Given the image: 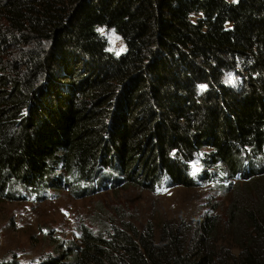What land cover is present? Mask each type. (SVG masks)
I'll list each match as a JSON object with an SVG mask.
<instances>
[{"label": "trees", "instance_id": "trees-1", "mask_svg": "<svg viewBox=\"0 0 264 264\" xmlns=\"http://www.w3.org/2000/svg\"><path fill=\"white\" fill-rule=\"evenodd\" d=\"M137 168L241 181L224 216L82 225L35 264H264V0H0V191Z\"/></svg>", "mask_w": 264, "mask_h": 264}, {"label": "rangeland", "instance_id": "rangeland-1", "mask_svg": "<svg viewBox=\"0 0 264 264\" xmlns=\"http://www.w3.org/2000/svg\"><path fill=\"white\" fill-rule=\"evenodd\" d=\"M104 34L111 51L120 54L125 50L119 35ZM139 171L134 182L117 175L116 180L123 182L113 186L111 179L100 176L95 178V188L93 181L75 177L59 183L49 179L32 188L11 183L0 191V260L16 257L22 264H35L52 252L51 238L77 241L82 225L97 231L123 220L143 227L147 222L191 221L208 212L224 216L231 192L241 181L227 174L226 179L217 177L199 186L154 190Z\"/></svg>", "mask_w": 264, "mask_h": 264}, {"label": "bare ground", "instance_id": "bare-ground-1", "mask_svg": "<svg viewBox=\"0 0 264 264\" xmlns=\"http://www.w3.org/2000/svg\"><path fill=\"white\" fill-rule=\"evenodd\" d=\"M55 182H56V183H59V181L57 180V178L55 179Z\"/></svg>", "mask_w": 264, "mask_h": 264}]
</instances>
